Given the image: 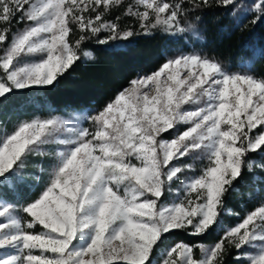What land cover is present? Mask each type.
<instances>
[{
  "label": "snow or ice",
  "instance_id": "snow-or-ice-1",
  "mask_svg": "<svg viewBox=\"0 0 264 264\" xmlns=\"http://www.w3.org/2000/svg\"><path fill=\"white\" fill-rule=\"evenodd\" d=\"M213 4L0 0V104L54 87L78 61L94 60L91 40L182 35L193 27L190 16L199 20ZM246 12L250 24L260 22L264 0ZM259 55L264 50L253 49L241 70L228 71L200 52H180L130 79L94 115L0 127V264H226L229 256L264 264V200L242 217L227 205L245 171L264 172V159L251 156L264 157V76L252 71ZM30 165L46 179L36 197L17 204L8 196L31 176ZM174 232L219 239L162 247Z\"/></svg>",
  "mask_w": 264,
  "mask_h": 264
},
{
  "label": "trees",
  "instance_id": "trees-1",
  "mask_svg": "<svg viewBox=\"0 0 264 264\" xmlns=\"http://www.w3.org/2000/svg\"><path fill=\"white\" fill-rule=\"evenodd\" d=\"M116 14L113 13V16ZM197 14L200 19L190 16L189 22L193 27L182 35L172 36L157 31L151 35L141 34L127 41H111L107 44L89 41L86 48L94 54V60L78 61L54 87L13 93L0 104V127L11 131L21 120L65 115L69 109L86 110L87 116L94 115L127 87L130 79L156 70L166 58L180 52L197 51L218 60L228 71H238L241 70L242 61L252 56L253 49L264 50V19L252 25L249 23L251 15L237 17L238 13L234 14L231 6H215V0L213 7L198 11ZM23 26L19 25L20 28ZM252 71L257 76H264V55H259L255 60ZM83 124L85 127L90 126L87 120ZM251 156L258 161L264 159L256 154ZM33 163L41 161L36 158ZM43 163L47 167L49 161ZM27 172L31 176L8 196L17 204L36 197L46 179L31 165ZM36 175L40 178H34ZM254 175L264 177V172L257 169L250 174L245 171L236 183V191L230 192L227 197L228 207L241 217L264 200V184H254ZM224 219L228 225L238 222L235 216H225ZM218 239L219 235L215 232L199 237L174 232L167 236L162 247L181 240L190 244H212ZM226 264H235L232 256L227 258Z\"/></svg>",
  "mask_w": 264,
  "mask_h": 264
},
{
  "label": "rangeland",
  "instance_id": "rangeland-1",
  "mask_svg": "<svg viewBox=\"0 0 264 264\" xmlns=\"http://www.w3.org/2000/svg\"><path fill=\"white\" fill-rule=\"evenodd\" d=\"M239 2V0H238ZM254 0H243V3H244V8H240V9H236L235 7L231 6V10H233V12L235 13H238L237 14V17H240L241 15L243 14H248L246 12V9L251 5V3H253ZM251 15V14H249ZM128 87V86H127ZM126 88V87H125ZM74 114H77V115H81V116H87V111L86 110H77V109H69L67 110V114L65 115H61V116H64L65 118H70L71 116H73ZM56 115H59V114H56ZM82 126H84V124H82ZM85 127V126H84ZM37 177V175H36Z\"/></svg>",
  "mask_w": 264,
  "mask_h": 264
}]
</instances>
